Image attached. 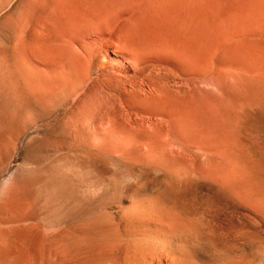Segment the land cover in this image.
Masks as SVG:
<instances>
[{
    "label": "rangeland",
    "instance_id": "obj_1",
    "mask_svg": "<svg viewBox=\"0 0 264 264\" xmlns=\"http://www.w3.org/2000/svg\"><path fill=\"white\" fill-rule=\"evenodd\" d=\"M35 1L0 16V264H111L137 229L173 255L149 214L264 264V0Z\"/></svg>",
    "mask_w": 264,
    "mask_h": 264
},
{
    "label": "bare ground",
    "instance_id": "obj_2",
    "mask_svg": "<svg viewBox=\"0 0 264 264\" xmlns=\"http://www.w3.org/2000/svg\"><path fill=\"white\" fill-rule=\"evenodd\" d=\"M15 0H11L8 4H7V6H5L2 10H0V16L7 10V9H9L11 6H12V4H13V2H14ZM43 1V0H42ZM42 1H35V3H33L32 5H31V7L32 6H34V5H36V4H38V3H40V4H45L44 2H42ZM31 7H28V10H26L24 13H22L19 17H18V19L16 20V22L15 21H13L12 20V18L10 17L9 18V25H13V24H16V25H18L19 26V36H18V40H17V42H16V46H15V49H16V52H17V54L18 55H24L28 50H36V49H39L40 48V46H38L39 44H34L33 42H32V45H31V43H29V42H27V39L31 36V34L33 33V32H35V31H33L32 29H29V26H28V19H29V10L31 9ZM38 7V6H37ZM42 7H44V6H42ZM26 8V7H25ZM24 8V9H25ZM33 9V8H32ZM24 11V10H23ZM47 11V10H46ZM48 12V11H47ZM61 14V13H60ZM5 24V23H4ZM45 28V29H44ZM43 30H41V33H40V37L41 38H48V35L50 34V29H48V30H46V27H43L42 28ZM3 54V53H2ZM2 58V57H1ZM99 64V66L96 68V70L97 71H100V70H102V66H103V63H101V62H99L98 63ZM101 66V67H100ZM1 69V68H0ZM11 79V78H10ZM50 81V80H49ZM49 87V86H48ZM249 107V106H248ZM248 107H246V108H248ZM242 134V133H241ZM236 135H238V134H236ZM229 138H230V136H229ZM237 138V137H236ZM214 143V142H213ZM217 144V143H216ZM234 145V144H233ZM240 145V144H239ZM247 145V144H246ZM260 145V144H259ZM227 146V145H226ZM243 146H244V144H243ZM219 147V146H218ZM251 147V146H250ZM261 147V146H260ZM236 148V147H235ZM204 150V149H203ZM196 152H197V150H196ZM207 152V151H206ZM208 153V152H207ZM215 153V152H214ZM252 155V154H251ZM227 156V155H226ZM253 156V155H252ZM202 157V156H201ZM211 157H213V156H211ZM205 158H207V157H205ZM230 158V157H229ZM228 158V159H229ZM232 158V157H231ZM218 160V159H217ZM225 160V159H224ZM227 160V159H226ZM232 160H234V159H232ZM236 160V159H235ZM234 160V161H235ZM238 160V159H237ZM239 161V160H238ZM221 162V161H220ZM219 162V163H220ZM227 162V161H226ZM230 162V161H229ZM236 162V161H235ZM219 163H218V165H219ZM223 163V162H222ZM228 163V162H227ZM221 164V163H220ZM235 164H237V163H235ZM234 164V165H235ZM250 164V163H249ZM224 165V164H223ZM223 165H221V167H223ZM227 165V164H226ZM238 165V164H237ZM228 166V165H227ZM226 166V167H227ZM239 166V165H238ZM249 166V165H248ZM232 167V166H231ZM249 168V167H248ZM255 168V167H254ZM232 169H234V168H232ZM237 169V168H236ZM235 169V170H236ZM243 169V168H242ZM241 169V170H242ZM185 170H187V169H185ZM230 170V169H229ZM240 170V169H239ZM245 170H247V169H245ZM245 170H244V172H245ZM249 170V169H248ZM181 171H183L182 170V168H181ZM226 171H228V170H226ZM250 171V170H249ZM180 172V171H179ZM186 172V171H185ZM219 172H220V170H219ZM222 172H223V170H222ZM231 172V171H230ZM251 172V171H250ZM182 173V172H181ZM180 173V174H181ZM184 173V172H183ZM182 173V174H183ZM191 173V172H190ZM194 173V172H193ZM203 173V172H202ZM218 173V172H217ZM234 173V172H233ZM236 173V172H235ZM239 173V172H238ZM181 174V175H182ZM187 174V176H188V172L186 173ZM243 174V173H242ZM246 174V173H245ZM248 174V173H247ZM190 175V174H189ZM195 176V175H194ZM220 176V175H219ZM242 176V175H241ZM251 176H253V174L251 175ZM254 176H255V180H256V186L258 187V189H262V190H264V163H261L258 167H257V169L254 171ZM231 178H233L234 179V176H230ZM230 177H228V180L230 179ZM239 177V176H238ZM238 177H236V178H238ZM222 178H223V176H222ZM242 178V177H241ZM240 178V179H241ZM254 178V177H253ZM239 179V178H238ZM236 180V179H235ZM234 181V180H233ZM242 181V180H241ZM247 181V180H246ZM220 182V181H219ZM224 182V181H223ZM243 183H244V181H242ZM255 182V181H254ZM230 183V182H229ZM235 183H237L236 181H235ZM239 183V182H238ZM226 184V183H225ZM231 184V183H230ZM238 185V184H237ZM240 185V184H239ZM242 185V184H241ZM245 185V184H244ZM182 186V185H181ZM216 186V185H215ZM223 186V185H222ZM221 186V187H222ZM226 186L228 187V184H226ZM225 187V186H224ZM226 187V188H227ZM243 187V186H242ZM239 188V187H238ZM241 188V187H240ZM244 189V188H243ZM249 189V188H248ZM253 189V188H252ZM226 190V189H225ZM224 190V191H225ZM247 190V189H246ZM245 191V190H244ZM246 192V191H245ZM251 192V191H250ZM223 193V192H222ZM228 193H230V191H228ZM258 193V192H257ZM236 195V194H235ZM239 195V194H238ZM232 196V195H231ZM241 196V195H240ZM244 196H247V194L245 195L244 194ZM243 196V197H244ZM237 197H239V196H237ZM252 197V196H251ZM247 198V197H246ZM253 198H254V196H253ZM252 198V199H253ZM259 198V197H258ZM235 200V199H234ZM233 200V201H234ZM235 201H237L238 202V200H235ZM243 201H245V200H243ZM246 201H249V199H247ZM252 202V201H251ZM261 202V201H260ZM259 201H258V203H260ZM264 202V201H263ZM241 203V202H240ZM244 203V202H243ZM249 203V202H248ZM234 205H237V204H234ZM240 206V205H239ZM246 206V205H245ZM217 207H219V206H217ZM251 208V207H250ZM171 209V208H170ZM210 209V208H209ZM213 209V208H212ZM219 209V208H218ZM256 209V208H255ZM258 209V208H257ZM250 210V209H249ZM253 210V209H252ZM260 210V209H259ZM236 212V211H235ZM234 212V213H235ZM258 212V211H257ZM203 213V212H202ZM206 213H208V212H206ZM215 214H216V212H215ZM171 215V214H170ZM175 215V214H174ZM178 215V214H177ZM204 215V214H203ZM244 215V214H243ZM254 215V214H253ZM259 215V214H258ZM149 216L151 217V218H148V219H145L142 223L144 224H147V225H151V224H157L159 227L161 226L162 227V232H158V234H161L165 239H167L169 242H170V245H171V248H172V250H173V252H174V254L173 255H171V254H165V253H162V252H159V250H157V249H153L151 246H153V245H149L150 244V242H148V243H146L144 240H139V239H137V236L139 237H141V234H144V232H145V229H143V230H140V229H137V230H133V232H131L132 234V237L130 236L128 239H121V238H119L118 236H116V237H118V238H116V237H114V239H113V242H114V244H113V248H114V260H113V262H111V264H216L215 262H217V260L218 259H220L222 256H223V253L222 252H224V251H220V250H212L213 249V247H212V249H210V245H208V244H203V245H201V246H197L196 244H193L192 246H193V249H192V251L191 252H194V257L192 258H189L187 255H185L184 253L185 252H183V249H185V246H186V243H188V242H190V245H191V240H190V238L188 237V235H189V233L188 234H186V231H188V230H186V231H184L183 229H182V227H181V225L175 220V219H172V216H170L169 218H166V217H161L160 216V214H158V215H155V214H149ZM163 216V215H162ZM176 216V215H175ZM233 216V215H232ZM250 216V215H249ZM255 216H256V214H255ZM258 217V216H257ZM183 218V217H182ZM204 218V217H203ZM178 219V218H177ZM181 219V218H180ZM235 219V218H234ZM239 219V218H238ZM258 219V218H257ZM257 219H255V220H257ZM186 220V219H185ZM210 220V219H209ZM212 220V219H211ZM240 220V219H239ZM249 221H251L252 219H248ZM263 220V219H262ZM180 221V220H179ZM196 221H199V219L198 220H196ZM181 222V221H180ZM210 222V221H209ZM252 222L254 223V218H253V220H252ZM130 223L132 224V225H137V224H139V220H138V218H136V217H133V219H131L130 220ZM205 223H206V221H205ZM218 222H216V224H217ZM233 223V222H232ZM185 224H186V222H185ZM191 224H193V222L191 223ZM221 224V223H220ZM255 224H257L256 222H255ZM260 224H261V222H260ZM187 225V224H186ZM203 225H205V224H202V225H200V226H202L203 227ZM263 225V224H262ZM188 226V225H187ZM192 226V225H191ZM211 226V225H210ZM213 226V225H212ZM224 226V225H223ZM236 226V225H235ZM240 226H241V223H240ZM246 226H247V224H246ZM146 227V226H145ZM199 227V226H198ZM201 227V228H202ZM214 227V226H213ZM212 227V228H213ZM219 227V226H218ZM226 227V226H225ZM256 227V226H255ZM144 228V227H143ZM157 228V227H156ZM155 228V229H156ZM200 228V227H199ZM204 228V227H203ZM202 228V229H203ZM211 228V227H210ZM240 228V227H239ZM244 228H246V227H244ZM248 228V227H247ZM252 228V227H251ZM147 229V228H146ZM149 229V228H148ZM152 229V228H151ZM187 229H188V227H187ZM201 229V230H202ZM219 229H220V227H219ZM256 229V228H255ZM200 230V229H199ZM205 230V229H204ZM221 230V229H220ZM230 230H232L233 231V229H230ZM237 230V229H236ZM153 231V230H152ZM190 231H191V229H190ZM213 231H214V229H213ZM216 231V230H215ZM239 231H241V230H239ZM257 231H258V229H257ZM155 232V231H154ZM200 232V231H199ZM198 232V233H199ZM220 232V231H219ZM223 232V231H222ZM230 232V231H229ZM262 232V231H261ZM153 233V232H152ZM210 233V231H208V234ZM217 233V232H216ZM221 233V232H220ZM227 234V232H224V234ZM240 233H242V232H240ZM258 233V232H257ZM190 234H192V232L190 233ZM218 234V233H217ZM153 235V234H152ZM157 235V234H156ZM196 235H197V233H196ZM201 235H202V233H201ZM203 235H205V233L203 234ZM209 235H212L211 233L209 234ZM221 235H222V233H221ZM136 236V237H135ZM143 236V235H142ZM161 236V237H162ZM206 236V238H207V235H205ZM225 236V235H224ZM223 236V237H224ZM227 236H230V233H229V235H227ZM236 236V235H235ZM214 237V236H213ZM221 237V236H220ZM226 237V236H225ZM232 237V236H231ZM158 238V237H157ZM156 238V239H157ZM196 238V237H195ZM210 238V237H209ZM217 238V237H216ZM227 238V237H226ZM236 237H234V239H235ZM238 238H239V236H238ZM237 239V238H236ZM155 240V239H154ZM189 240V241H188ZM194 240V239H193ZM219 240V239H218ZM220 240H222V239H220ZM152 242V241H151ZM158 242V241H157ZM197 242H198V237H197ZM200 242H202V241H200ZM199 242V243H200ZM204 242H205V240H204ZM211 242V241H210ZM222 242V246H224V244L226 245V242H228V241H226L224 244H223V241H221ZM241 242V241H240ZM159 243V242H158ZM163 243V242H162ZM167 243V242H166ZM165 243V244H166ZM212 243H214V242H212ZM211 243V244H212ZM218 243V242H217ZM230 243V242H229ZM153 244L155 245V243L153 242ZM189 244V243H188ZM231 244V243H230ZM257 244V243H256ZM157 245V244H156ZM219 245V244H218ZM233 247H234V245H233V242H232V244H231ZM161 246V245H160ZM192 246H190L189 248H192ZM212 246V245H211ZM228 246L229 247H231L229 244H228ZM236 246H237V244H236ZM98 247V246H97ZM155 247V246H154ZM163 247V246H162ZM219 247H221L220 245H219ZM224 247H226V246H224ZM223 247V248H224ZM156 248V247H155ZM159 248V247H158ZM164 248V247H163ZM170 248V249H171ZM215 248V247H214ZM235 248H237V247H235ZM235 248H233V250L235 249ZM241 248V247H240ZM249 248V247H248ZM243 249V248H242ZM186 250V249H185ZM229 250H231V249H229ZM237 250H239L238 248H237ZM236 250V251H237ZM246 250V249H245ZM163 251H164V249H163ZM227 251V250H226ZM247 251V250H246ZM248 251H249V249H248ZM166 252V251H165ZM186 252H190V251H186ZM232 252H234V251H232ZM244 252V251H243ZM228 253V252H227ZM229 253H230V251H229ZM240 253V252H239ZM245 253V252H244ZM249 253H250V251H249ZM248 253V254H249ZM255 253V252H254ZM188 254V253H187ZM190 254V253H189ZM188 254V255H189ZM192 254V253H191ZM235 254V253H234ZM225 255H226V253H225ZM231 255V254H230ZM239 255V254H238ZM237 255V256H238ZM190 256V255H189ZM193 256V255H192ZM236 256V257H237ZM252 256H254V255H252ZM251 257V256H250ZM255 257V256H254ZM238 258H240V257H238ZM243 258V257H242ZM258 258H259V256H258ZM236 259V258H235ZM241 259V258H240ZM253 259V258H252ZM255 260H256V258H254ZM254 259H253V261H254ZM256 262V261H255ZM254 262V263H255ZM236 263H237V261H236ZM238 263H239V261H238ZM250 263V262H249ZM263 264V263H262Z\"/></svg>",
    "mask_w": 264,
    "mask_h": 264
}]
</instances>
